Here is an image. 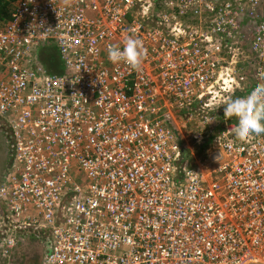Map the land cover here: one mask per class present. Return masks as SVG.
<instances>
[{"label":"built area","instance_id":"2783aa9c","mask_svg":"<svg viewBox=\"0 0 264 264\" xmlns=\"http://www.w3.org/2000/svg\"><path fill=\"white\" fill-rule=\"evenodd\" d=\"M129 36L139 68L108 58ZM49 46L62 74L38 60ZM256 83L264 0H17L0 29L1 261L37 231L40 264H264V134L213 118ZM221 115L195 158L177 120L197 148Z\"/></svg>","mask_w":264,"mask_h":264},{"label":"clouds","instance_id":"9594fccd","mask_svg":"<svg viewBox=\"0 0 264 264\" xmlns=\"http://www.w3.org/2000/svg\"><path fill=\"white\" fill-rule=\"evenodd\" d=\"M144 54L142 41L131 36L125 40L122 48L111 46L108 49L111 62H125L133 68L142 65ZM224 114L237 118L234 128L237 139L245 140L252 135L264 134V83L252 85L243 96L229 97L224 106Z\"/></svg>","mask_w":264,"mask_h":264},{"label":"rangeland","instance_id":"374dc122","mask_svg":"<svg viewBox=\"0 0 264 264\" xmlns=\"http://www.w3.org/2000/svg\"><path fill=\"white\" fill-rule=\"evenodd\" d=\"M13 4L12 3L10 5V10L13 8ZM4 26L3 22H0V29H2ZM245 40L247 39V34H245ZM244 40V39H243ZM242 40V41H243ZM242 44V43H241ZM246 44V42H245ZM244 46L240 45V51H239V55L237 57V66L241 65V67H243L244 65L247 67V70L244 71L246 73V76H250L253 72V67L254 65H248V61L251 58V55L248 53V49L243 48ZM222 98H220V102H223V100H221ZM223 104H218L215 105L213 108H215L213 111L215 112V114H213V118H216L219 116L220 109L223 108ZM182 118V117H181ZM178 122V126L183 127L181 128V133L183 134V139L185 141V144H189L190 145V149L191 152H193L194 157L195 158H201L204 155V150L202 152H200V157H198L197 151H199V147H194L193 144L189 143V135H191V133L194 131L196 126L199 125H180V119L177 120ZM0 125H6L5 123L0 121ZM216 126V125H215ZM217 127V126H216ZM216 127H214V129H217ZM204 129V128H203ZM205 130V129H204ZM211 131L208 130L206 131V135L209 134ZM9 161V157H8V150H7V146L3 137V134L0 132V174L5 170L6 165L8 164ZM10 164V163H9ZM29 231H27L28 233ZM47 236V235H46ZM24 243L20 244L19 248L15 251L16 254V262H19V259L21 260L22 264H29L32 263L34 261H37L40 259V256L42 257L44 254L45 249L47 248L44 244V242L42 241V239L39 240V238H36V236L34 234L32 235H27L26 237L23 238ZM19 257V259H18ZM17 264V263H16Z\"/></svg>","mask_w":264,"mask_h":264},{"label":"trees","instance_id":"16d2710c","mask_svg":"<svg viewBox=\"0 0 264 264\" xmlns=\"http://www.w3.org/2000/svg\"><path fill=\"white\" fill-rule=\"evenodd\" d=\"M16 1L17 0H0V22L5 23L10 19L11 10L9 7L12 3H15ZM37 57H38V60L41 64V66H43L49 73L58 74V75L62 74V67H61V64H60V61L58 59V55H57V52H56V49L54 46L42 48L39 51ZM220 119L217 120L218 121L216 124L217 127L215 125H213L209 128H204L205 130L203 129L205 132L204 133L205 135H206V131L210 130L211 132L205 136L204 143L202 144V146L199 147V151H197V154H196L198 157H200V152H202L203 150L205 151V149L208 148L213 137L222 132V130H223L222 121L224 119V115L223 116L221 115ZM214 127H216L217 129H214ZM0 132L3 134L4 140H5V143L7 146V150H8V157H9V161H8V164L6 165L5 170L0 174V183H1L3 178H4V174L6 173V170L9 166L10 161H11L12 153H11V149H10V146H11L10 141L7 139L6 130H4V128L1 125H0ZM187 160L189 163L192 162V158H191L189 151L184 150L182 162H187ZM28 234L29 235L34 234L36 236V238H39V240L42 239L44 244H46V242H47L46 234H43V233H40L37 231H29L28 233H27V231H24L19 235L20 244L24 243L23 238L26 237ZM45 246L47 247L48 245H45ZM15 251L13 253L12 259L15 261V264L16 263L22 264L19 257H18L19 262H16ZM46 251L47 250L45 249L44 253H46ZM43 256H44V254H43ZM43 256L42 257L40 256L39 260L34 261L32 263H29V264H40ZM4 263H6V261H1V259H0V264H4Z\"/></svg>","mask_w":264,"mask_h":264},{"label":"crops","instance_id":"0c3cea01","mask_svg":"<svg viewBox=\"0 0 264 264\" xmlns=\"http://www.w3.org/2000/svg\"><path fill=\"white\" fill-rule=\"evenodd\" d=\"M46 250H47V248H46ZM45 252V251H44ZM45 254V253H44Z\"/></svg>","mask_w":264,"mask_h":264}]
</instances>
